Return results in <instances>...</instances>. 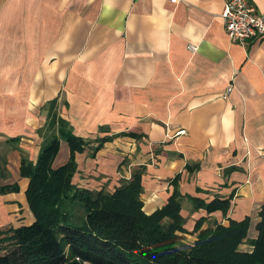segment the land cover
Returning <instances> with one entry per match:
<instances>
[{"label": "crops", "instance_id": "1", "mask_svg": "<svg viewBox=\"0 0 264 264\" xmlns=\"http://www.w3.org/2000/svg\"><path fill=\"white\" fill-rule=\"evenodd\" d=\"M252 1L264 12V0ZM223 6L224 0H0V151L7 139L21 137L19 147L35 161L37 131L46 123L41 107L57 98L59 114L84 139L141 135L107 142L89 162L88 150L78 154L75 184L94 190L79 175L96 168L99 175L114 169L119 186L117 180L146 166L142 199L151 214L166 204L170 180L180 174L184 227L193 231L201 217L209 219L203 228L249 217L240 250L251 252L264 204V37L230 40ZM102 126L110 132H100ZM29 132L32 139L23 137ZM33 141L35 155L28 152ZM64 144L60 152L69 151ZM59 155L55 167L69 158ZM7 158L19 173L20 151ZM125 158L128 165H121ZM16 183L18 192L0 194V225L15 224L21 211L29 217L21 225L34 222L29 179ZM187 196L232 197L231 207L226 216L208 214Z\"/></svg>", "mask_w": 264, "mask_h": 264}, {"label": "trees", "instance_id": "2", "mask_svg": "<svg viewBox=\"0 0 264 264\" xmlns=\"http://www.w3.org/2000/svg\"><path fill=\"white\" fill-rule=\"evenodd\" d=\"M41 111L46 113V123L37 131L42 143L36 162L19 147L21 137L7 139L5 151H0V194L20 190L17 183L2 184L9 176L7 152L19 150L20 177L29 179L26 198L34 216L29 225L0 226V264H264V204L258 237L251 240L253 250L248 252L240 246L248 239L249 217L230 219L228 225L215 221L206 228L209 219L201 217L193 231L185 229L180 174L170 180L173 191L166 204L151 214L144 211L142 199L146 166L134 168L131 178L113 192L80 187L74 183L78 154L88 150L94 158L107 142L141 135L121 132L87 140L76 135L59 114L57 98ZM99 130L110 132L104 126ZM61 141L69 147V158L55 167ZM187 199L195 210L221 211L226 216L232 197L210 202ZM185 233L197 234V239L185 244Z\"/></svg>", "mask_w": 264, "mask_h": 264}, {"label": "built area", "instance_id": "3", "mask_svg": "<svg viewBox=\"0 0 264 264\" xmlns=\"http://www.w3.org/2000/svg\"><path fill=\"white\" fill-rule=\"evenodd\" d=\"M170 1L175 3L178 0ZM221 17L230 40L244 42L251 38L264 37V12H260L252 0H224ZM188 48L191 51L197 49L193 45ZM232 90L231 85L228 92Z\"/></svg>", "mask_w": 264, "mask_h": 264}, {"label": "rangeland", "instance_id": "4", "mask_svg": "<svg viewBox=\"0 0 264 264\" xmlns=\"http://www.w3.org/2000/svg\"><path fill=\"white\" fill-rule=\"evenodd\" d=\"M11 63L12 62H10V68L12 67V65H11ZM60 96H61V98H60V105H61V107H60V109H61V112L66 116V114H68L67 113V110H66V106L64 105V102H65V99L67 98V96H66V91H64V90H61V92H60V94H59ZM33 133L32 132H29V133H27V134H25L23 137H25V138H27V139H32V137H29V136H31ZM95 135H97L96 133H94V134H91V133H88L87 134V136H86V138L88 139V138H94L95 137ZM36 139V138H35ZM32 144H31V146L32 147H30V149H29V153L30 154H33V155H35L36 153H37V151H38V147H39V144H35L34 143V141L33 142H31ZM65 142L63 141V144H64ZM64 146H67L66 144H64ZM61 152H62V149H61ZM60 152V155H59V157L61 158V159H64V157L65 156H67V158L69 157V151L68 152H65V151H63L62 153ZM87 153V152H86ZM86 153L84 154L86 157L84 158L85 159V161L86 162H89L88 161V158H91L90 156H88V155H86ZM37 160V159H36ZM36 160L35 161H33V162H36ZM85 161L83 160V159H81L80 160V163H81V165L82 166H84V164H85ZM20 163H21V159H20ZM128 163H129V160L127 159V158H125L124 159V161H123V163L121 164V165H128ZM9 164V163H8ZM8 164H7V170H8V174H9V176L6 178V179H4L3 181H2V184H9V183H16L17 181H20V176H19V174H20V166H19V173H18V171L16 170V168L11 164V166H9V168H8ZM133 168H134V166H132ZM135 168H137V167H135ZM128 170V172H129V169H127ZM134 170V169H133ZM121 171H123V169L121 168ZM131 171V170H130ZM82 172H84V171H82ZM95 172L96 173H86V176L85 177H82V173H81V175H79V177H80V179H83L84 181L83 182H88L87 183V185H85V186H87L88 188H94V191H98L97 189H96V187L97 188H102V189H100V190H106V191H109V192H113V187L114 188H117L118 186L116 185V182L114 181V180H112L113 178H115V176H113L112 174L114 173V169L113 170H104V171H102L103 173H101L100 175H99V171L95 168ZM91 174H94V176L93 175H91ZM119 175H121V173H118V175H117V177L119 176ZM92 178H94L95 180H97L98 182L97 183H94L95 181H93L92 180ZM109 178V179H108ZM131 178V175L128 177V178H120L119 180H117V182L118 183H122L123 181H125V180H129ZM105 180H107V181H105ZM74 182H76V177H75V179H74ZM81 184H82V182H80ZM28 185H29V183H28ZM120 186V185H119ZM90 190H92V189H90ZM159 209V208H158ZM80 212V211H79ZM187 214V213H186ZM16 218H18L16 221H15V224H13L14 226H19V225H21V224H25V223H28L29 221H28V219H29V217L26 215V213H23L22 211L20 212V215L19 216H17ZM8 224H11V223H3V224H1L0 226H4V225H8ZM186 229V228H185ZM188 231V230H187ZM189 232V231H188ZM186 234H189V233H185L184 234V236H183V242L185 243V244H191L192 243V238L191 237H188Z\"/></svg>", "mask_w": 264, "mask_h": 264}]
</instances>
